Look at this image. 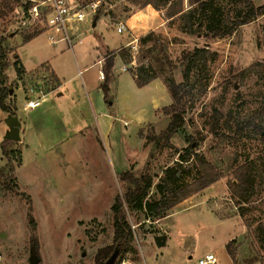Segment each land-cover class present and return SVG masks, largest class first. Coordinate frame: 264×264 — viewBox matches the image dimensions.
<instances>
[{"label": "rangeland", "instance_id": "rangeland-1", "mask_svg": "<svg viewBox=\"0 0 264 264\" xmlns=\"http://www.w3.org/2000/svg\"><path fill=\"white\" fill-rule=\"evenodd\" d=\"M70 1L81 8L97 0ZM251 1L256 7L264 4ZM103 2L97 26L90 30L93 17H88L76 26L79 44L61 56L54 54L53 65L64 86L41 108L42 99L57 86L47 68L16 73V47L33 30H18L21 7L0 20L9 65L4 74L12 85L5 101L12 115L0 111V264H30L33 246L39 264H99L116 248L114 264H185L208 253L218 264H264V15L224 38L204 37V28L188 34L186 23L175 18L155 33L162 52L155 48V39H137L123 47L129 68L126 62L113 61L105 103L102 82L97 84L102 67L78 72L91 65L103 47L118 48L126 33L118 34L111 25L120 24L137 7L127 0ZM211 10L222 21H235L242 13L233 0H212ZM39 39L47 47L46 35ZM194 48H206L214 56L184 82L186 54ZM123 66L127 69L121 72ZM139 68H149L159 85L138 88L134 77ZM170 78L183 84V120L166 139L172 100L165 82ZM95 89L101 93V106L92 109L85 94ZM29 99L40 102L35 112L24 108ZM9 117L21 125L18 141L5 145V157L1 144ZM193 155L222 178L159 216L124 206L132 234L123 246L115 245L111 207L127 189L120 174L148 176L152 185L145 200L157 203L174 187L197 178ZM244 164L254 189L246 203H239L227 185ZM167 168L175 176L166 175ZM163 235L168 239L158 248L154 237ZM102 251L109 254L97 261Z\"/></svg>", "mask_w": 264, "mask_h": 264}, {"label": "trees", "instance_id": "trees-1", "mask_svg": "<svg viewBox=\"0 0 264 264\" xmlns=\"http://www.w3.org/2000/svg\"><path fill=\"white\" fill-rule=\"evenodd\" d=\"M105 1L107 2L108 0ZM127 1H129L133 6L139 9H142L149 5L156 11H162L163 18L166 21H172L175 18H180L186 23L184 27L188 34L195 35L204 28L206 31L204 37L209 38H224L230 33H232L237 27L246 25L264 15V4L256 7L251 0H233L234 2L240 4L242 11L241 16H239L240 19L237 18L235 21H231L229 18H227L225 21L215 18L216 10H211L212 0H186L187 9L184 7V0ZM30 6L31 3L27 1L24 3L22 2V0H0V20L9 15L16 7H21L22 9L26 10ZM100 15L101 10L98 8L95 15L93 16V21L96 22L99 19ZM40 33L41 32L34 31L29 35L25 36L22 42L27 43L39 36ZM155 37L156 34L154 32H150L145 37L140 38L139 41L143 42L149 39H155ZM1 40L3 41L4 39L0 37V111L12 115L9 106H7V104L5 103L6 98L10 93L12 85L7 84V78L4 74L5 70L9 67V65L6 58L5 48L2 45ZM156 42L157 40L155 39V48L157 45L158 50L162 52L159 43ZM117 55L121 58L123 63L126 62V65L130 64V60L127 59L128 55L126 54L125 48H121L117 52L111 51L103 58L104 64L101 68V72L104 76V79L102 81L100 89L103 93V100L105 103H108L109 101L108 85L111 80L110 73L113 67L114 58ZM213 56L214 55L206 48H194L191 52L187 53L185 58L186 65L182 74L183 81L188 82L193 69H195L198 65L206 66L208 60L212 59ZM163 59L166 60L164 55ZM16 63L17 65H19L17 61ZM150 69L152 68L150 67ZM16 73L18 76L24 73L20 65L19 68L16 70ZM150 73L151 70H149V68H139L138 76L134 77L135 85L138 88H141L148 85L150 82L156 80V76ZM165 87L172 100V103L167 106L171 113L170 121L164 132V137L166 139H169L172 135L176 133L177 128L183 120L182 111L180 108V91L183 87V84H176L174 80L170 78L165 82ZM253 117L254 116H252V119ZM261 131V129H258L259 134L261 133ZM8 143L11 142L5 140L1 144L2 155H4L5 157L7 155L5 145ZM192 158L198 166L197 178L188 184L180 185L176 188L174 187V190L170 191V195H162L157 203H149L145 200L149 195V191L152 185V180L148 176L141 175L138 178H135L132 174L128 172L120 174L119 180L121 182L126 183L127 189L122 198L119 196L115 198V201L111 207L113 243L115 245H118L120 247L123 246L129 240L132 234L130 225L126 221L124 215V206L135 211L154 212L156 216H159L163 212L172 209L179 203L188 199L190 196L207 189L212 184L216 183L219 179L222 178V175L218 173L212 165L200 161L198 156L193 155ZM182 161L186 162L188 160ZM249 169L250 168L247 164L239 166L234 172V183L231 182L227 185L231 193V197L237 199V202L239 203H246L253 193L254 182ZM165 174H174L175 176V172L173 173L172 169L169 168L166 169ZM35 242L36 241L34 240V237H32V244L35 245ZM33 247L31 248V251L36 254V251L34 250L35 247ZM116 250H118V248H116ZM108 254L109 251H102V256L98 255L97 261L104 260L106 256H108ZM228 254L234 262L235 260L233 251L229 250ZM104 262H100L99 264Z\"/></svg>", "mask_w": 264, "mask_h": 264}, {"label": "crops", "instance_id": "crops-1", "mask_svg": "<svg viewBox=\"0 0 264 264\" xmlns=\"http://www.w3.org/2000/svg\"><path fill=\"white\" fill-rule=\"evenodd\" d=\"M25 1H27V2H41L42 0H25ZM77 1H80V0H77ZM128 12H129V15L127 17H125L121 22V24H123L124 28H125L124 32L126 33V38L122 41V43H120L118 48H116L114 50H108V49L103 47L102 53L97 54V57H95V61H93L91 63V65H89V66L87 65L86 68L80 70L78 72L79 74H81L82 71H85L86 69L91 68V67H99V70H100V68L104 64L103 58H104L106 52H109V51H116L117 52L119 49H121L123 47H126V46L129 47V46L133 45L137 39H140V38L146 36L149 32H154V33L161 32L162 30L165 29L166 24L171 22V21H166L163 18V12L162 11H156L149 5L142 8V9L137 8L135 10L128 11ZM98 20L96 22H94V21L91 22L90 30H93L97 26ZM111 26H115V28H117V23L114 25L112 24ZM124 32H122L121 34H123ZM42 36H43V34H40L39 36H37L36 38L32 39L31 41H29L27 43L21 42L16 47V55H15L16 61L19 63V65L22 68L24 73H29V72L35 70L36 68L45 67V68H47V71L51 74L52 78L55 80V82L57 84L56 88L53 91H51L47 96H45L44 99H42V101H41L42 105L39 108L50 104L49 97L51 96V94L52 95L55 93L57 94V92H59V89L64 86L63 82L61 81V78L58 75V72L56 71V68L53 65V63L57 57V56H54L55 53L57 55L61 56L63 54V51H66L68 49L64 45L62 48H58V49L53 48V50H51L52 47H56V46L51 45L47 39V36H46V43H47V47H46L44 45V43H42L39 39ZM48 46L50 47V49L48 48ZM69 50H72V48ZM118 60H120V62L123 63L121 58L117 55L114 58V61H118ZM124 67L125 66H123L121 68V72H123ZM101 82L102 81L99 79V77H97V84H99V86H100ZM84 85L85 84H83V86ZM152 85H159V83L156 81H153L144 87H149ZM98 90L99 89H95L94 91H91L89 93L86 92V94H85V99L87 100L88 106L92 109L95 107H98V104H99V99H100L101 93ZM99 105L101 106V104H99ZM39 108H36V109H39ZM36 109L30 110L31 113L35 112ZM43 111H45V110H43ZM22 128L24 129V127H22ZM25 128H26L25 129L26 137L29 138L30 128H29V126H27V127L25 126ZM167 239L168 238L166 237V241H167ZM165 244H166V242H165Z\"/></svg>", "mask_w": 264, "mask_h": 264}, {"label": "built area", "instance_id": "built-area-1", "mask_svg": "<svg viewBox=\"0 0 264 264\" xmlns=\"http://www.w3.org/2000/svg\"><path fill=\"white\" fill-rule=\"evenodd\" d=\"M31 6L20 11L17 19L18 30H33L47 36L49 43L56 46L60 43L71 49L79 43L77 25L86 22L88 17L95 15L103 0H97L84 7H75L70 0H42L41 2H30ZM17 8V7H16ZM15 8V9H16ZM125 31L123 24H118L116 32L121 34ZM130 66L127 65L126 67ZM129 68V67H128ZM127 68H123L125 71ZM102 81V72L98 76ZM40 105L39 101L27 100L24 103L25 109H35ZM186 264H218L216 257L208 253L197 260H190Z\"/></svg>", "mask_w": 264, "mask_h": 264}, {"label": "water", "instance_id": "water-1", "mask_svg": "<svg viewBox=\"0 0 264 264\" xmlns=\"http://www.w3.org/2000/svg\"><path fill=\"white\" fill-rule=\"evenodd\" d=\"M6 125L8 127V132L5 135V140L7 141H18V131H19V122L16 117H9L6 120ZM166 242V236H157L154 237V243L155 246L160 248L165 245ZM118 255V250H115L112 255L109 257V259L101 264H114L115 260ZM38 263V258L35 256V254L31 251V257H30V264H37Z\"/></svg>", "mask_w": 264, "mask_h": 264}]
</instances>
